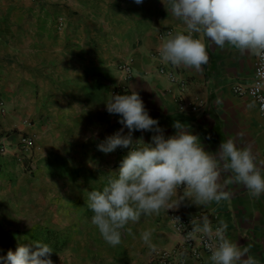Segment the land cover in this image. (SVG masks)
Wrapping results in <instances>:
<instances>
[{
	"label": "crops",
	"instance_id": "crops-1",
	"mask_svg": "<svg viewBox=\"0 0 264 264\" xmlns=\"http://www.w3.org/2000/svg\"><path fill=\"white\" fill-rule=\"evenodd\" d=\"M59 16L67 19L62 30ZM169 30L186 31L168 0H0V96L7 106L0 108V135L11 149L0 160L16 157L21 137L34 138L27 162L37 179L24 195L29 208L17 209V218L30 219L17 221V229L29 233L40 226L58 233L67 248L51 254L55 264H151L157 251L179 244L168 219L172 211L223 221L227 237L249 246V254L264 264V194H252L223 165L219 182L230 193L227 199L206 207L185 199L177 208L141 216L121 230L116 246L91 223L88 190L101 189L129 151L105 154L97 147L123 127L119 114H110L104 104L119 86L140 93L166 136L175 133L173 123L180 119L209 152L232 138L239 147L251 148L257 161L264 160V117L253 97L234 91L239 83H251L257 57L231 45L219 48L205 38L209 61L200 70L176 66L158 51ZM126 60L134 73L128 81L117 69ZM161 66L187 81V89L181 92L178 83L160 74ZM195 104L201 109L195 111ZM153 134L138 130L134 139L151 142ZM56 158L60 163L52 166L50 159ZM24 166L19 163L15 172ZM17 190L27 191V186ZM51 190L61 193V200H51ZM52 201L57 205L50 211L41 208ZM149 228L156 251L140 238ZM27 239V234L18 236L17 247ZM178 264H210L209 255Z\"/></svg>",
	"mask_w": 264,
	"mask_h": 264
},
{
	"label": "clouds",
	"instance_id": "clouds-1",
	"mask_svg": "<svg viewBox=\"0 0 264 264\" xmlns=\"http://www.w3.org/2000/svg\"><path fill=\"white\" fill-rule=\"evenodd\" d=\"M168 3L171 14L183 21L186 31L169 34L162 41L158 51L163 61L200 70L209 61L207 38L219 48L231 45L256 56L257 75L264 77V0H168ZM200 33L203 37L197 35ZM104 104L110 114H119L123 127L100 142L98 149L105 154L118 148L129 149L118 170L109 172L108 182L87 193V206L93 212L91 223L109 244L121 243V230L130 221L159 214L162 209L177 208L185 199L206 207L213 201L229 198L230 193L219 182L221 165L252 194H264L261 167L264 160L257 161L251 148L239 147L229 138L222 140L215 152H209L191 126L180 119L173 123L175 133L166 136L135 88L112 94ZM138 130L153 132L151 142L146 143L143 137L134 139ZM172 218L180 221L179 217ZM226 231L227 224L223 221L213 227L210 217L201 215L192 219V230L185 238L201 234L210 250V264H258L249 254V246L229 239ZM152 232L153 229H145L140 238L156 251ZM53 252L46 242L21 243L15 251L10 249L6 256H0V264H55Z\"/></svg>",
	"mask_w": 264,
	"mask_h": 264
},
{
	"label": "built area",
	"instance_id": "built-area-1",
	"mask_svg": "<svg viewBox=\"0 0 264 264\" xmlns=\"http://www.w3.org/2000/svg\"><path fill=\"white\" fill-rule=\"evenodd\" d=\"M66 20L61 17L57 21L58 29L65 28ZM169 34H173V30L168 31ZM259 66V60L257 58L256 71L252 77L251 83H239L235 86L234 91L239 96L249 95L253 97L264 117V77L257 75V68ZM117 69L122 73L126 81L134 76L132 63L129 60L123 61L118 64ZM159 73L168 76V78L178 83L181 92L187 89V81L179 79L177 74L166 66H161ZM124 92H130L128 86H119L115 89L114 94H123ZM184 107V106H182ZM195 111L201 109L200 104L191 105ZM0 108L5 111L7 106L3 98L0 96ZM35 141L31 136L21 137L16 154H14L19 162L27 161L31 157V153L34 150ZM10 144L6 138L0 135V158L8 157L11 153ZM28 158V159H27ZM180 189L183 190V187ZM172 217H179V220H174ZM197 216L187 215L182 211H172L168 215L169 222L173 226L175 232L178 234L180 241L174 248H167L156 252L155 259L151 264H178L179 261H184L188 258L199 259L205 253L210 256V250L207 247L206 241L200 238L201 234H197L196 237L185 238V234L192 230V219ZM213 221V227L217 225L216 219Z\"/></svg>",
	"mask_w": 264,
	"mask_h": 264
},
{
	"label": "rangeland",
	"instance_id": "rangeland-1",
	"mask_svg": "<svg viewBox=\"0 0 264 264\" xmlns=\"http://www.w3.org/2000/svg\"><path fill=\"white\" fill-rule=\"evenodd\" d=\"M64 16H59V18ZM65 18V17H64ZM66 22L67 19L65 18ZM57 23V22H56ZM51 163L57 165L60 162L56 160L59 159H50ZM19 161L17 158H11L8 160H0V256H6L8 250L15 251L17 248V237L23 236L27 234L28 239L24 244L31 243L34 240L32 236V229L29 233H26L22 229H17V221H29V217L24 218H17V209L19 213H23L21 208H29V200L24 201V195H28L30 192L29 185L37 178L35 177V173L33 172L34 167L29 164L26 160L21 164H24L25 169L23 167L20 168L21 172L17 170L15 172V167L19 165ZM40 161L37 163L38 169H40ZM24 175V176H23ZM27 175V176H26ZM23 176V177H22ZM22 177V178H21ZM23 187L27 186V191H18L17 187L20 185ZM25 185V186H24ZM51 200H61V193L57 195V192L51 190L50 196ZM46 203L41 208H45L47 210H51L53 206H56V202ZM20 215V214H18ZM22 219V220H21ZM38 227V226H36ZM18 235V236H17ZM67 248V247H66ZM65 248V249H66ZM64 249V250H65ZM54 251V250H53ZM54 252H61V251H54Z\"/></svg>",
	"mask_w": 264,
	"mask_h": 264
},
{
	"label": "trees",
	"instance_id": "trees-1",
	"mask_svg": "<svg viewBox=\"0 0 264 264\" xmlns=\"http://www.w3.org/2000/svg\"><path fill=\"white\" fill-rule=\"evenodd\" d=\"M31 232L34 240L50 244L54 251H62L67 247V243L60 240V235L50 229L38 226Z\"/></svg>",
	"mask_w": 264,
	"mask_h": 264
}]
</instances>
